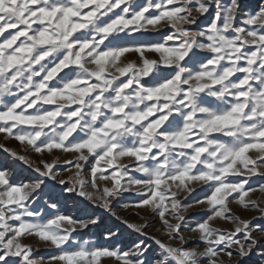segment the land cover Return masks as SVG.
Masks as SVG:
<instances>
[{
  "label": "snow or ice",
  "instance_id": "1",
  "mask_svg": "<svg viewBox=\"0 0 264 264\" xmlns=\"http://www.w3.org/2000/svg\"><path fill=\"white\" fill-rule=\"evenodd\" d=\"M0 134L21 146L0 143V264H243L264 244V198L250 195L264 193L250 184L264 179V0H0ZM54 151L71 154L66 180ZM18 162L35 177L18 180ZM65 191L83 197L75 215ZM130 192L124 208L166 240L114 210ZM45 196L51 211L31 206ZM196 206L202 249L183 234ZM95 208L145 239L125 250L115 223L103 244L77 239L101 223Z\"/></svg>",
  "mask_w": 264,
  "mask_h": 264
},
{
  "label": "rangeland",
  "instance_id": "2",
  "mask_svg": "<svg viewBox=\"0 0 264 264\" xmlns=\"http://www.w3.org/2000/svg\"><path fill=\"white\" fill-rule=\"evenodd\" d=\"M222 2L227 3L228 0H222ZM260 2V0H243V3L245 4H249V3H255L258 4ZM214 10V9H213ZM211 18V11L209 14H207L201 21V23L206 22L207 20H209ZM167 31V30H165ZM129 58H134V56H130ZM0 143H5L8 147L10 148H20L21 146L19 145V143L17 141H15L14 139H8L5 140L4 135L0 134ZM27 155H29V157L32 159V161L35 163H38L40 160V156L39 154H36L34 152H28ZM45 159H54V158H59L60 162L58 164V166L55 169V172L58 174V179H67L68 175L71 174V169L70 166L68 165H64L62 163L63 160L65 159H71V154H67V153H62L59 151H54L53 154L49 155V154H45L44 156ZM7 160L9 163L11 162V158L7 156V154L5 152H3V150H0V161H4ZM17 170H18V176L17 179H23L25 177H35V173H33L31 171V169H28L26 165H23L22 163L18 162L17 165ZM137 176H139L140 174H135ZM46 183L49 184V189H46V191L51 189V186L53 184L56 185V191L58 192L61 188H63V185H59L56 181H47ZM260 183H264V179H261L260 177H254L251 181L250 184L253 187H256L258 184ZM71 186V185H69ZM203 192H201L199 189L197 190V192L195 193L196 198H200L203 196ZM64 197H68L69 199H67L66 201L62 198L61 202H60V206L61 208L65 211V213H71L73 215H75L77 213V206L74 205V200L79 202L83 200V197L78 196V194L75 193H69V192H64ZM252 196V198L254 199H261L264 198V193L259 192L258 190L253 193L250 194ZM137 199L136 194L133 192L130 193H125L122 199H119L117 201L114 202V210L121 216L129 219L132 222H136V223H143L144 220L141 219V217H145L149 222H151L152 226L150 228L147 229L148 233L151 235H156L158 238H162V239H167V237H165L163 235V230L160 227V222L154 217V216H150L148 214L147 211L145 210H139V209H134V208H124L125 204H130L133 201H135ZM45 201H47V197H43V198H38L36 201L32 202L33 207L37 208L38 210L43 209L44 211H51L50 209H48L46 207ZM193 201L191 199H189L187 201V203H192ZM95 207V206H93ZM203 206H196V207H192L188 210V213H186L185 215L188 217L187 221H186V225L187 227L184 228L183 230V234L186 237H193V241L189 243V247H199V248H203L204 245L202 243H198L195 241V235L194 233H192L189 229L191 226L194 225V221L196 219H199L200 216L202 215L201 213V208ZM233 211L235 212V214L239 215L241 218L244 219H250L253 216H258L259 213L251 208L249 209H244L242 207H240L239 205L233 203L231 205ZM96 214L98 216L101 217V223L98 224L97 226H90L88 229L83 230L82 232H80L79 234H77V239L84 241L87 240L89 242H99L101 244L105 243L103 240V230L105 225H111L113 223H115L117 225L116 228L113 229V231H118L119 232V236H118V242L119 244L125 249L127 250L128 248L131 247L133 242H138V240L141 239H145V237L139 236V234L134 233L131 229H128L126 225L122 224L120 221H115V219L113 217L110 216V214H108L104 209L102 208H95ZM258 223L264 225V220H259L257 221ZM215 225L217 227L220 228H231L232 225L225 223L223 220H216ZM257 236L260 235V233H256ZM25 243H32L36 248L39 249V251L37 252L38 256H43V257H47L49 255L48 250L45 248L44 244L35 240V238L30 237L27 240H25ZM113 243H116V241H113ZM173 243H179V241H173ZM146 246L150 247L153 250H156V246L154 244L153 241L151 240H146ZM264 251V244L261 245L260 248H258L256 250L255 253H253L251 255V257L249 258H245L243 261V264H261V261L264 260V257L260 256L258 253ZM149 255H151V253H149ZM154 259H159V256H155L153 257ZM240 258L233 254L232 257V261L231 264H235V261L239 260ZM225 260L227 261V258H225ZM103 264H117V262L114 259H105L103 261Z\"/></svg>",
  "mask_w": 264,
  "mask_h": 264
}]
</instances>
